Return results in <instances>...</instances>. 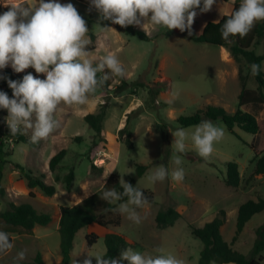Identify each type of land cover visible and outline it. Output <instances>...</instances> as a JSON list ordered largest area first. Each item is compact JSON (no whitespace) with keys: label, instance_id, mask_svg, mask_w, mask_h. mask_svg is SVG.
<instances>
[{"label":"rangeland","instance_id":"374dc122","mask_svg":"<svg viewBox=\"0 0 264 264\" xmlns=\"http://www.w3.org/2000/svg\"><path fill=\"white\" fill-rule=\"evenodd\" d=\"M233 1L216 0L206 12H200L197 8L198 14L191 34L187 30L173 28L171 34L167 35V29L163 27L154 30L147 22L144 28L136 25L151 37L142 40L135 35L123 33L111 20L101 19L100 13L90 5V0H60L61 3H73L85 19L90 29L88 35L94 45L90 55L99 57L114 53L124 65L128 81L138 80L148 87L164 85L165 88L154 96L152 102L146 87L117 91V78L113 77L108 88H97L87 105H59L55 117L61 121V127L48 138L42 139L39 145L32 147L24 142L6 141L4 148L12 153L7 156L10 163H6L3 170L5 194L0 196V211L7 208L10 201H28L37 209L50 213L51 221L46 225L36 224L31 233H12L14 248L7 255L0 256V264H13V257L20 250L26 252L24 262L32 261L35 254L40 252L42 264H62L59 219H56L59 205H72L89 196L113 172L118 175L119 181L121 177L127 182L134 180L135 185L152 192L153 202L138 209L143 216L140 224L133 223L125 214L99 210L100 218L114 220L119 215L120 223L109 224L107 227L93 223L80 228L74 236L70 264H73V259L82 262L87 252H105L104 237L107 232L123 235L127 242L126 248L131 247L152 255L159 254L157 250L160 249L163 254L171 253L183 258L186 264H199L202 242L191 233L190 225H203L213 219L219 209L226 210V221L220 228L221 235L226 241L231 240L239 204L250 198H264V173L253 174L254 156L264 151V105L261 109L258 106H241L243 110L256 115L260 126L257 134L246 132L238 126L231 132L220 120H211L224 129V135L214 143L209 158L201 157L191 142H188V151L179 154L181 166L185 170L182 182L173 181L169 175L164 181L152 184L147 176L160 164L171 172L176 167L174 158L178 155L172 144L173 132L178 128L191 130L198 125L179 126L176 121L178 116L190 115L207 105H220L229 112L238 108L241 85L232 76L224 81V62L219 46L195 42L189 37L199 34L196 23L207 17L215 20L222 14H228ZM0 7L6 9L10 5L0 4ZM253 48L257 53L263 52L261 43L255 44ZM241 66L243 74L247 76V87L256 88L251 68L244 61ZM6 68L20 74L19 79L27 72L44 77L43 73H36L31 67L20 73L15 72L11 66ZM6 89H9L11 97V88L0 81V90ZM173 93L178 95L169 104L166 101ZM102 104L106 107L103 119L105 141L98 139L97 144L92 146L94 131L83 117L87 113L97 112ZM7 115V109H0L1 125L7 124ZM127 115L131 117V145L126 142L125 134L120 136L118 133L125 125ZM26 133L31 135V130ZM76 136L80 139H75ZM60 149H65L66 154L60 165L51 171L48 167L49 159ZM228 161H235L238 165L240 184L237 187L228 186L224 182L225 164ZM91 162L101 167L102 172L92 169ZM12 163L23 165L35 175L42 173L43 180L55 186V193L47 196L37 188H29L19 171L15 173ZM136 163L146 165L140 176L136 174ZM71 168L74 178L68 190L64 176ZM110 170L107 177H103ZM30 190L34 196H29ZM117 206L115 204V208ZM167 206L175 207L181 215L173 225L158 228L155 214ZM263 223L264 209L250 218L233 246L248 254L255 237L254 230ZM90 232H94L97 239L91 247H87L85 236ZM90 258L95 264V257ZM208 264L220 263L212 261ZM260 264H264V250Z\"/></svg>","mask_w":264,"mask_h":264},{"label":"clouds","instance_id":"9594fccd","mask_svg":"<svg viewBox=\"0 0 264 264\" xmlns=\"http://www.w3.org/2000/svg\"><path fill=\"white\" fill-rule=\"evenodd\" d=\"M215 3L216 0H90L101 19L121 26L140 25L144 28L147 22L154 30L176 28L187 30L189 34L198 14L197 8L206 12ZM0 4L10 5L6 11L0 12V70L11 66L20 73L32 67L36 73L44 74L41 78L27 72L17 80L0 72V80H6L12 90L11 97L0 90V109H7L6 123L11 135L31 130L30 141L34 144L48 138L61 127V121L55 117L59 105L85 106L97 88L104 86L110 78H120L116 81L120 83L126 76V69L116 54L90 55V29L73 3L0 0ZM261 20H264V0H239V7L233 8L222 24L221 37L225 41L237 35L243 38ZM250 68L253 76L264 71V65L256 62L251 63ZM177 95L173 93L166 102L173 103ZM223 135L224 129L211 120L201 121L191 130L176 129L172 142L178 153L174 158L176 167L169 172L165 165L160 164L150 172L147 180L155 184L170 175L173 181L182 182L185 170L179 154L188 151V142L201 157L209 158L214 143ZM119 184L122 191L108 188L104 183L100 197L118 205L111 211L125 214L130 221L140 224L143 216L138 209L148 203L144 189L123 177ZM13 248L10 234L0 227V256L7 255ZM157 252L159 254H144L128 247L120 252L119 258L107 257V250L96 254L87 252L82 262L73 259V264H93L90 258L93 256L95 264H124L125 261L127 264H186L176 255L163 254L160 249ZM25 258L26 252L20 250L13 257V264H23Z\"/></svg>","mask_w":264,"mask_h":264},{"label":"trees","instance_id":"16d2710c","mask_svg":"<svg viewBox=\"0 0 264 264\" xmlns=\"http://www.w3.org/2000/svg\"><path fill=\"white\" fill-rule=\"evenodd\" d=\"M239 7V0H234L233 8ZM232 8V10H233ZM8 8L3 9L0 7V12L6 11ZM231 10V11H232ZM231 13V12H230ZM229 14V13H228ZM228 14L222 15L217 21H207L202 31L198 35H189V37L195 42H205L215 44L218 46H224L228 49L232 58L238 65V79L241 85V90L238 94V108L233 111H227L220 105H207L203 109H199L190 115H180L176 118L179 126H189L199 124L206 119L220 120L226 127L234 132V127L238 126L242 130L257 134L260 131V126L256 115L249 111H245L241 108L243 105L258 106L262 108L264 105V71L259 76H253L257 86L256 88L247 87V76L242 72L241 62L244 61L246 66L250 68V64L253 62L260 63L264 61V20L258 21L252 30L243 38L238 35L230 37L229 41H225L221 37V27L224 21L227 19ZM116 27L125 34H132L142 40H149L151 37L146 33L144 29L137 27L136 25L121 26L116 23ZM167 35L171 34L170 30L165 32ZM262 44L263 52L257 53L253 46L255 44ZM89 49H94V45H90ZM32 68V67H31ZM107 71V69L105 70ZM8 78L19 79L20 74L14 73L9 68L0 70ZM113 78V77H112ZM100 87L106 89L111 83V79ZM117 78V77H116ZM120 79V78H117ZM4 85H7L6 80H0ZM146 87L147 92L150 95V100L153 102L154 96L165 88L164 85H160L157 88L146 86L143 82L138 80L128 81L125 77L122 78L120 83H117L115 88L117 91H123L130 88ZM8 94L9 89L5 90ZM106 114V107L102 104L97 112L87 113L84 115V120L93 129L94 137L92 139V146L97 144L98 139L105 141L103 119ZM131 117L127 115L125 125L119 129V134L126 135V142L131 145V131L129 129ZM28 133L11 135L7 124H0V196L5 194V188L2 185L3 170L6 163H10L7 159L8 155H11V151L6 150L4 147L7 140H14L15 142H24L34 147L39 145L38 143H32L30 141ZM97 138V139H96ZM75 139H80L76 136ZM66 150L60 149L53 154L48 162V167L51 171H54L60 161L65 156ZM253 174L264 173V151L260 155L254 156ZM11 166L14 170L19 171L20 175L26 180L29 188H37L44 195L51 196L55 193L56 189L53 184H48L43 180L44 175L42 173L35 175L30 170L26 169L19 163H12ZM92 169H96L102 172L101 167L95 166L92 162L90 164ZM226 175L224 182L231 187H237L240 184V173L238 165L235 161H228L225 164ZM146 169V165L142 163H136V174L142 175ZM74 178V172L71 168L64 176V182L66 188L69 190L72 180ZM130 183L135 185L134 180ZM105 185L108 188H116L118 191H122L119 184L118 175L116 173H110L106 178ZM103 184L99 189L95 190L89 196L83 198L79 202L72 205H59L60 217L58 222V231L60 235L59 250L62 264H70V254L73 248V241L76 232L90 224L96 223L102 227H107L109 224L118 225L120 223V217L112 219L100 218L98 211L101 210L104 213L111 212V209L115 208V204L108 203L100 197V192L105 187ZM145 195L148 197V203L153 202L152 192L144 189ZM29 196H34L32 190L29 191ZM264 209V198L258 197L256 199H247L237 208V215L235 221L234 235L230 241H226L220 232L221 226L226 221V210H217L215 216L210 221L205 222L201 226L190 225L191 233L199 238L202 242V249L198 258L199 264H208L210 262H217L220 264H260L263 259L264 250V223L259 225L254 230V240L248 254H244L236 249L233 244L238 239L239 235L243 231L246 223L250 218ZM180 212L173 206H167L155 214L156 226L158 228H165L173 225L175 220L180 217ZM0 227H3L12 239V233H31L36 224L46 225L51 221L50 213L37 209L32 203L23 201L15 203L10 201L7 208L0 211ZM97 239V235L94 232L86 234L85 240L87 247H91ZM105 251L107 250V257L119 258L120 252L126 248V238L117 233L107 232L104 237ZM23 264H42L41 253L37 252L34 259L30 262H23Z\"/></svg>","mask_w":264,"mask_h":264},{"label":"crops","instance_id":"0c3cea01","mask_svg":"<svg viewBox=\"0 0 264 264\" xmlns=\"http://www.w3.org/2000/svg\"><path fill=\"white\" fill-rule=\"evenodd\" d=\"M233 3H234V1H233ZM233 3L230 5L229 13L231 12V10L233 8ZM222 15H224V14H222ZM222 15H220V17L218 19H215V20L211 19V17H207L202 22L196 23L195 26H197L198 33H200L202 31V29H203V27H204V25L206 24L207 21H217V20H219L222 17ZM219 48H220V52H221V55H222V60L224 62V69H223V74L225 76L224 77V81L226 80L227 77H231V76L234 79H238V65L236 64L234 59L230 56L229 51L224 46H219ZM236 66H237V68H236ZM238 81H239V79H238ZM16 172L18 173L17 170H15V173ZM59 217H60V211H59V213H57L56 219H59Z\"/></svg>","mask_w":264,"mask_h":264}]
</instances>
